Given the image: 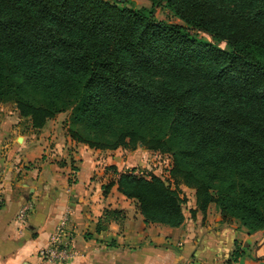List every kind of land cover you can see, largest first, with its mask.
Returning <instances> with one entry per match:
<instances>
[{
	"label": "trees",
	"instance_id": "trees-1",
	"mask_svg": "<svg viewBox=\"0 0 264 264\" xmlns=\"http://www.w3.org/2000/svg\"><path fill=\"white\" fill-rule=\"evenodd\" d=\"M150 1L182 23L110 0H0V102L34 129L70 109V137L91 148L170 153L192 215L213 203L222 220L264 229V0ZM109 168L106 187L145 223H183L176 187Z\"/></svg>",
	"mask_w": 264,
	"mask_h": 264
},
{
	"label": "crops",
	"instance_id": "crops-1",
	"mask_svg": "<svg viewBox=\"0 0 264 264\" xmlns=\"http://www.w3.org/2000/svg\"><path fill=\"white\" fill-rule=\"evenodd\" d=\"M16 121L23 118L0 116V264H46L38 250L59 226L76 256L51 264H264V229L249 233L222 220L213 203L205 213L184 211L178 227L145 223L134 199L106 187L116 177L110 165L124 171L125 149H95L57 132L44 137V127L16 131ZM26 201L31 210L20 222ZM106 209L121 212L106 216Z\"/></svg>",
	"mask_w": 264,
	"mask_h": 264
},
{
	"label": "rangeland",
	"instance_id": "rangeland-1",
	"mask_svg": "<svg viewBox=\"0 0 264 264\" xmlns=\"http://www.w3.org/2000/svg\"><path fill=\"white\" fill-rule=\"evenodd\" d=\"M110 1L126 4L128 6H132L135 8H143L147 11H151L153 13V16L159 20H165L180 24L182 23V21L176 15H174V13L169 8H167L164 5V1L156 2V3H152L150 0H123V1L110 0ZM196 35L203 39L209 40L215 43L216 45H219L220 47H226V43L224 41L214 39L212 36H210L207 33L197 32ZM10 115L20 116L16 109V105L12 102H0V116L5 117ZM69 116H70V109L57 113L53 118L49 119L46 122L47 124L43 126L44 137L45 135L47 136L48 134H54L55 132H57V134L61 136L62 134L63 136H68L71 140L74 141V139H72L68 133ZM22 118L23 121H20V123H18V121L13 123L14 127L16 126V128H18L16 129V131H22L23 128L25 129L27 128L28 130V126L31 127L30 120L27 117H22ZM35 130L37 129L31 127L29 131L33 134ZM137 148H136L138 150L137 153L132 152L135 151L136 149L135 150L125 149L126 151H124L120 155L123 161H127L123 163L124 165L122 166V169H124L125 171H132L135 174L142 175L145 177H149L151 174L161 176L162 179H164L172 187H176L181 196L185 197V202L183 204L184 211L185 212L190 211L191 202L192 199L194 198V189L187 187L182 183H176L174 179H172L169 173L172 162L170 153H160L158 151L147 150L142 145H138ZM140 155H142L143 159H145L143 163L141 162L142 159L140 158Z\"/></svg>",
	"mask_w": 264,
	"mask_h": 264
},
{
	"label": "built area",
	"instance_id": "built-area-1",
	"mask_svg": "<svg viewBox=\"0 0 264 264\" xmlns=\"http://www.w3.org/2000/svg\"><path fill=\"white\" fill-rule=\"evenodd\" d=\"M2 199L0 197V203ZM1 205V204H0ZM31 210V204L24 202L18 209L17 219L20 222L25 220L26 215ZM62 226L57 228V231L52 234L50 243L38 250V257L46 264L54 262H66L76 256V251L73 249L71 242L67 237H63Z\"/></svg>",
	"mask_w": 264,
	"mask_h": 264
},
{
	"label": "water",
	"instance_id": "water-1",
	"mask_svg": "<svg viewBox=\"0 0 264 264\" xmlns=\"http://www.w3.org/2000/svg\"><path fill=\"white\" fill-rule=\"evenodd\" d=\"M121 1H123V0H121ZM24 264H28V263H24Z\"/></svg>",
	"mask_w": 264,
	"mask_h": 264
}]
</instances>
